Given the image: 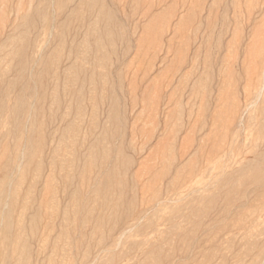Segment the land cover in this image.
<instances>
[{
    "label": "rangeland",
    "instance_id": "obj_1",
    "mask_svg": "<svg viewBox=\"0 0 264 264\" xmlns=\"http://www.w3.org/2000/svg\"><path fill=\"white\" fill-rule=\"evenodd\" d=\"M105 7L122 37L98 52L90 32L103 23L79 0H0V82L20 79L6 91L7 105L34 80L40 51L58 61L43 91L26 90L45 95L39 119L24 124L42 123V170L20 213L30 168L13 214L22 217L28 264H51L62 231L72 264H264V0H105ZM36 10L46 20L20 27L21 17L29 21ZM21 45L29 60L22 75L14 54ZM70 65L72 83L63 76ZM112 101L119 122L111 117ZM16 125L0 123V179L1 148L12 152L24 135ZM54 152L64 171L50 168ZM117 152L127 163L119 179L107 182ZM251 171L260 174L256 183L245 181ZM72 195L84 207L80 215ZM6 251L0 244V254ZM157 255L160 262H153Z\"/></svg>",
    "mask_w": 264,
    "mask_h": 264
},
{
    "label": "bare ground",
    "instance_id": "obj_2",
    "mask_svg": "<svg viewBox=\"0 0 264 264\" xmlns=\"http://www.w3.org/2000/svg\"><path fill=\"white\" fill-rule=\"evenodd\" d=\"M79 2H80V4H84L86 6V8L88 9V12H90L91 14L95 15L94 21H96L98 23H101V22L103 23L101 30H98L97 28L92 27V29H91L92 32H90L91 35H93L94 38H95V47H96L98 52L102 51L106 45L107 46H112L116 42L117 39L122 37V33H120L117 30L118 29V24L115 22L114 16L105 7V0H79ZM75 8H77V7H75ZM36 12H37V15L34 16L33 18H31L29 21L27 20L28 16L27 15H23L21 17V20L23 22L20 24V27H22L23 29H27L30 24H31V26H33L32 23H31V20L32 21H35V19H41L43 21L46 20L44 14H42L41 10H36ZM53 12L54 11H52V15H53ZM71 15L74 16V17L75 16L78 17L77 13L76 14L72 13ZM73 21H75V20H73ZM53 23H54V21H52V24ZM50 31H52V30H50ZM25 32L20 34V36L22 37V40L25 38V35H26ZM50 35H51V33H50ZM50 37H48V38H50ZM19 42H21V41H19ZM47 42H46V44H47ZM123 43H125V41ZM46 44L43 46V48L46 46ZM68 48H70V47H68ZM42 50H44V49H42ZM49 50H51V49H49ZM88 50H89V48H88ZM77 51L78 50H76L75 52L77 53ZM14 54H16L18 56H21L19 73H20V75H22L26 71V69L28 67V64H29V60L23 57V54H24L23 46L21 45L19 48H17L16 52ZM40 54H41V51H40ZM40 54H39V58L36 61L33 62V64L36 65V70L34 71L35 72L34 80L30 79V80L27 81L26 84H22L21 91L17 94V96L15 97L14 103L10 107L7 105L6 100L3 99L4 95L7 93L6 91H8L11 88L16 87L17 85H19L18 82L20 81V79L18 80L17 77H16L17 80H12V81H9V82L6 81L7 82L6 84L4 82L3 83L0 82V97L3 96L0 99V123L8 121V120H14L17 123V125H16L17 132L16 133H19V134H23L24 133V135H21V136L19 135V137L17 136L18 138H17V141H16V145L12 148V152H9V150L6 147V145H3V147L1 148L2 149L1 156H2V160H3L2 165H3V170L5 172H4L3 176H2V178L0 179V207H1L0 208V236H1L0 244L3 245V247L6 246V247L9 248V251H6L5 253L0 254V261L2 262V264H8L12 260L16 261L15 264H28V262H30V257H29L30 248H29V245H28V238L25 235L22 234V231H23V223H22V219H21L22 217L13 218V214H14V212L16 210L15 206H16L18 188L25 181L26 175L28 174L30 168H33V175H32V179L30 180V183L28 185V188L26 190V195L24 197V204L20 208V213H23V211L26 210L27 197H28L32 187L36 186L37 181H38V179L40 177V172L42 170V164H43L42 163V159H41L42 145H43L42 137H41V134H42V128H41L42 125L41 124L42 123L38 124L37 126L35 125L34 129L25 127L24 124H26V120L28 121L29 118H31V117H34L35 121L37 119H39L37 117L39 116L41 110H40V107H38L37 105H39L38 103H40L42 100H44L45 95H43L41 93H38V91H41L44 88V86H45V84L43 85V82H42L43 78H45L46 76L50 77V78H55L56 77V74L53 71V67L58 61H57V56L55 58H52V60H50V59H45L46 57L45 58L40 57ZM94 55H96V53ZM94 57H96V56H94ZM59 58H60V56H59ZM63 67H65V66H63ZM72 68L75 69L73 65L72 66L70 65L68 68H66L63 71V76H65V79L67 80L68 83H72V81L75 82V75H72V71H73ZM103 68L104 67H102V69ZM111 72H113V71H111ZM113 74L111 73V75H113ZM30 75L31 74H29V77H30ZM116 82H117V79H116ZM116 84H115V88H116ZM30 87H33L34 89H37L38 91L36 90V92H32L33 95L32 94L29 95L28 94L29 92L26 91V90L30 89ZM24 88H25V90H24ZM117 90H119V88L116 89V92H117ZM261 91L262 90H260V92ZM52 94H53L52 101H53V103H55L56 97H55V93H54V88H53ZM27 95H29L30 99L34 103L33 102H31V103L27 102ZM257 95H260L259 92L257 93ZM80 98H81V90H79L78 94H77V99H80ZM120 103H121V101H120ZM31 105L34 108H36V109H34V108L31 109L32 108ZM117 105H118V103L116 101H114L113 104H112L113 111H112L111 117H112V119H114V120L119 122V118H121V117H120V114L117 112ZM120 108H121V105H120ZM121 114H122V112H121ZM240 121H241V119H240ZM16 129H15V131H16ZM21 130H23V131H21ZM67 130H74V128H73V126L71 124H69L67 126ZM24 131H27V132L25 133ZM8 132H10V131H8ZM120 138H121V136H120ZM116 139H118V137ZM114 141H115L114 143H117L118 140L117 141L114 140ZM17 142H18V144H17ZM19 144L21 145V147L23 149V151H21L20 153H18V149H19L18 145ZM261 145L262 144H260V146ZM46 151H48V150H46ZM114 152H115V150H114ZM102 157H103V159L107 158L106 154H103ZM113 158H114V166L108 173H106V176H105L107 182H109L112 179H119L118 178L119 170L122 169L127 163L126 160H124L122 158V156H121V154L119 152H117L115 157L113 156ZM109 162H111V159L109 160ZM109 164H111V163H109ZM49 165H50V168H52V169L55 166L61 165L62 171H64L65 168H66V163H63V159L59 160L58 157L55 155V152L50 157ZM173 172H174V170H173ZM51 173H52V171L50 172V177L52 175ZM129 174L130 173H128L127 177H129ZM50 177L48 175L44 187H45V189H47L48 192L51 193L52 191H54V188H52L51 178ZM244 178H245V181L247 180L248 182L256 183L260 179V174L259 173H255V171H251V174L245 176ZM94 183H96V182L94 181ZM94 183H93V185H94ZM129 183H130V181H129ZM46 184L48 186H50V187L47 188ZM254 186L252 185V187H254ZM262 186H264V185L262 184ZM233 187L234 186L232 185L231 186V191L233 190ZM256 187H258V186H256ZM128 198H129V196H128ZM72 201H73V204L76 206L77 213H79V215H80V212H81V210H83L84 207L82 205L78 204L79 202L77 200V197H75L74 195H72ZM177 201H179V199ZM124 202H126V201L124 200ZM245 203H246V201H245ZM123 210L124 209H122V211ZM39 211H40L39 208L37 210H35V212L33 213L32 217H31V220H30V229H31L32 235L33 234L35 235V233L33 232V229H34V226H35L36 219L38 217ZM87 212H90V211L87 210ZM50 213L53 214L52 211ZM229 213H231V212H229ZM61 214H63L62 224L67 223V221H68V208L65 207L62 210ZM121 217L123 218V215ZM144 217H145V215H144ZM211 217H213V216H211ZM122 220L123 219H121V221ZM79 226L80 225H78V227ZM97 226H99V224H97ZM121 227H122V225H121ZM130 231H131V229H130ZM124 233L123 234L121 233V235L123 236ZM128 233H130V232L128 231ZM113 235H116V233L113 234ZM65 236H66V232L62 231V232H60L58 237L55 238V240L53 242V245H52V248L50 249L49 260H50L51 264H56V260L55 259H56L57 256L59 257V264H72L73 261L71 260L70 256L68 255L69 254L68 253V247L69 246L66 243V240H64L66 238ZM121 237L120 238L117 237V240L118 239L121 240ZM41 242L44 243L43 241H41ZM108 244H106V245H108ZM247 244H248V247L253 245L251 242H248ZM116 245H117L116 247L119 248L118 247L119 240H118V244H116ZM114 250H117V249H114ZM105 251H108V250H105ZM190 252H192V251H190ZM99 253H101V252H99ZM21 256H22V258H21ZM158 258L159 257L157 255L156 260L153 261V259H152V261L153 262H160V259H158ZM176 259H177V257H176ZM75 260L77 261V259H75ZM263 260H264V258H263ZM84 263L86 264V262H84ZM35 264H39V263L35 262ZM173 264H174V262H173Z\"/></svg>",
    "mask_w": 264,
    "mask_h": 264
}]
</instances>
